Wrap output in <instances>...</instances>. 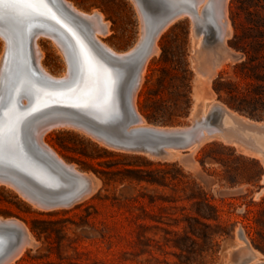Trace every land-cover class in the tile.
<instances>
[{"label":"rangeland","instance_id":"rangeland-1","mask_svg":"<svg viewBox=\"0 0 264 264\" xmlns=\"http://www.w3.org/2000/svg\"><path fill=\"white\" fill-rule=\"evenodd\" d=\"M73 1L87 10L97 7L104 11L111 21L106 39L115 47L126 48L135 40L138 19L130 0ZM250 1L254 3L251 6ZM231 8L238 11L235 23L239 34L249 32L248 17H264V0H229V16ZM230 21L227 44L234 47L230 43L235 32L231 16ZM47 40L41 39L43 61L53 72H61L63 61ZM249 40L242 39L244 44ZM158 43L160 49L147 64L137 106L149 122L187 123L198 96L202 97L188 18L168 26ZM1 46L0 40V52ZM238 53L237 58L225 60L209 81L214 97L226 105L213 88L217 76L220 82L231 80L239 86L253 80L234 66L244 57L240 50ZM220 93L225 95L224 90ZM46 139L66 159L91 171L99 182L72 205L53 208L38 207L12 186L0 183V214L22 219L35 239L9 264H234L239 256L235 238L239 224L264 258V249L257 245L264 247L258 231L264 191L255 195L264 174V162L258 155L214 136L194 150L196 164L177 155L153 157L118 150L70 127L55 128ZM204 196L217 208L223 230L212 239L199 237L193 243L185 238L183 245L176 244V237L186 231L195 237L189 229L193 215L198 214L196 209H208L200 203Z\"/></svg>","mask_w":264,"mask_h":264},{"label":"bare ground","instance_id":"bare-ground-1","mask_svg":"<svg viewBox=\"0 0 264 264\" xmlns=\"http://www.w3.org/2000/svg\"><path fill=\"white\" fill-rule=\"evenodd\" d=\"M130 1L135 8L138 19L137 36L131 45L119 49L106 39L111 33V21L106 18L104 11L97 7L90 10L84 9L73 0H57L58 4L79 22L87 34L104 49L117 55L131 53L130 56L133 61L139 59L138 66L134 72L136 78L132 81L130 90V102L136 118L130 123L129 128L150 127L166 131L174 130L175 132L173 131L174 133H172L174 135H171V138H166V140H144L142 138L127 137L121 133L119 128L109 125L104 119L97 117L82 107L64 104L39 105L32 115L38 120L29 124L30 127H33L32 138L39 149L51 154L66 170L72 172L74 180H67L60 178L57 174L49 173L45 168L39 167L33 159L26 157L25 151L27 149L25 150L22 145V137L19 136V123L24 114H15L11 121L12 124L15 121L14 126L9 131L7 137L9 143L7 144L8 149H6L10 155L5 158L12 165L0 164V169H6L7 171L15 173L30 187L50 201L42 200L29 191L26 186L17 183L12 177L7 175L0 174V183L12 186L21 196L38 207L53 208L72 205L90 194L99 182L98 178L91 171H84L79 168L75 161L66 159L47 141V133L58 127L74 128L89 135L99 143L118 150L134 151L153 157L163 155L172 157L177 155L180 159L191 164H196L193 152L203 140L213 136L220 137L225 141L236 143L250 153L258 155L264 162V121L252 119L229 107L221 100L215 98L214 91L209 89L210 78L216 74L220 66H223L225 60L232 59L230 55L232 50L227 44V37L232 28L229 16V0H183L182 2L180 0H167L171 13L160 24L156 33L155 29L150 30L149 33L148 23L140 0ZM35 5L37 8L34 11L28 12V14L33 17L32 19H38L48 24L47 27L38 28L34 32L28 49L27 56L29 57L30 67L36 74L38 72L35 66L48 77L55 79L66 77L70 79L74 66L68 42L73 44L80 57L86 56V60L92 65V68L95 69V67H98L95 64L98 60L87 45V41L79 27L68 23L55 11L47 0H44L43 3H35ZM182 17H187L190 23L194 42L192 55L195 70L202 83V97L198 96V101H196L190 113L189 122L180 124L152 123L140 112L136 101L137 94L141 87L149 60L160 49L158 43L159 37L168 26ZM27 20H30V18ZM211 20L218 27L219 38L216 40L209 38V21ZM152 28L153 24L150 26V29ZM43 38L48 39L52 47H54V50L60 55L63 61V69L61 72H53L44 63L45 50L41 44V39ZM0 40L2 45L0 52L1 80L3 68L7 63L5 61L9 56V51L12 46L8 38L2 35V33H0ZM80 64L81 71H83L85 67L83 60ZM89 64L86 62L87 66ZM84 78L81 88L76 85L73 88L74 90H67L68 92L61 93L62 95L60 96L69 100L79 98L81 91L85 90L84 88L87 86L88 79L85 76ZM116 79L118 82L122 81L124 85L126 79L125 71L118 70ZM45 95L44 93L37 101L39 103L45 101L47 98ZM121 99L123 103L124 94ZM22 100L23 102L27 101L25 97ZM105 103L106 105H104ZM215 107H219L220 110L214 115V120L210 123L207 120L203 121L204 118L214 113ZM47 108H51L56 112L50 113V110ZM102 108H110L106 100L103 102ZM62 110H67L68 113L72 112L83 117L92 124L107 131L111 138L108 135L98 132L94 127L72 114L60 113L59 111ZM118 112L119 118L122 121L125 117L123 108L120 111L118 110ZM25 120H28V117ZM182 129L188 130L179 132ZM184 136L186 137L185 140L182 138ZM183 149H188V151L183 152ZM262 182L264 183V174ZM263 191L264 185L255 195L258 196ZM1 229H9L12 234L11 236L16 234L17 237L12 248L0 260V264H9L21 255L28 246L35 243L34 236L26 222L16 216L0 214ZM242 229L243 227L239 224L235 231L239 256L234 264H264V258L261 257V252L252 245L244 229ZM11 239V237H8L0 240V248L11 241Z\"/></svg>","mask_w":264,"mask_h":264},{"label":"water","instance_id":"water-1","mask_svg":"<svg viewBox=\"0 0 264 264\" xmlns=\"http://www.w3.org/2000/svg\"><path fill=\"white\" fill-rule=\"evenodd\" d=\"M47 1L68 23H72L81 29L83 36L87 41V45L98 60L97 63L95 62L98 67H95V69L92 68V65L86 60V56L84 55L80 57L73 44L68 42L70 51L72 53L74 66L70 79H67L66 77L60 79L48 77L39 71L35 66V69L38 72L36 74L30 67V62L28 59L29 57L27 56L28 49L34 32L38 28L47 27L48 24L41 20L39 21L38 19H32L33 17L28 14V12L34 11L37 8L35 3L11 4L6 2L4 5H0V8H3L5 13H8L9 11L12 12L11 15L6 14L3 20L0 21V33L8 38L9 43L12 46L9 51V56L6 58L5 62L7 63L3 68V73L0 80V124L3 125V135H0V164H11V162L6 161L5 158L10 155L7 150V144L9 143L7 137L9 135V131L11 128H13L15 123V121L13 124L11 123L13 119L12 117L15 114H24L19 123V136L22 137V145L24 146L25 150L27 149V151H25L26 157L33 159L35 162H37L39 167L45 168L49 173L57 174L60 176V178H65L67 180H74L72 172L66 170L61 163L54 159L51 154L39 149L38 145L32 138L33 127H30L29 124L38 120L32 115L35 113V110L39 105L64 104L82 107L86 109V111H89L90 113L95 114L97 117L104 119L109 125L114 127L116 126L119 128L121 133L127 137L142 138L144 140H166V138H171V135H174L172 134L175 132L174 130L173 132L150 127L129 128L130 123H132L136 118V114L134 113L130 102V90L132 81L136 78V74L134 75V72L138 66L139 59L137 61H133L130 56L131 53H127L126 55H117L104 49L87 34L79 22H77L58 4L57 0ZM180 1L182 2L183 0ZM61 3L63 4L62 1ZM140 4L142 5L146 16L149 33L150 30L154 29L156 33L160 24L163 23L171 13L169 3H167V0H140ZM28 18H30V20H27ZM152 24L153 28L150 29ZM209 24V38L211 40L218 39V27H216L214 21L212 20L209 21ZM230 48L232 50L230 52L231 58H237L240 55L238 53V49L231 46ZM82 60L85 63L83 71H81L80 64ZM86 62L89 64V66L86 65ZM118 70H123L126 73L124 85L122 81L118 82L116 79ZM84 76L88 79V82L86 84L87 86L84 88L85 90L81 91L79 98L75 100H69L60 96L62 95L61 93L74 90L73 88H75L74 86L76 85L81 88V85L83 84L82 81L85 79ZM44 93L46 94L45 97L47 98L45 101L39 103L37 99L40 98ZM123 94L124 100L122 103L121 98ZM23 97L27 99L26 102H23ZM105 100L110 105V108H102L103 102ZM104 105H106V103ZM121 108H123V112L125 114V117L122 121L119 118L118 112V110L120 111ZM232 108L239 111L234 107ZM47 109L50 110V113L56 112L51 108ZM219 110V107H215L214 113L207 118H204L203 121L207 120L208 123L213 121L214 115H216ZM59 112L64 114H72L78 119L83 120L94 127V129H96L98 132L110 137L107 131L92 124L90 121L80 117L79 115H76L72 112L68 113L67 110H62ZM239 112L255 120H264V118L254 117L241 111ZM27 117L28 120H25ZM187 130L188 129H182L179 132ZM182 138L184 140L186 139L185 136ZM0 174L12 177L17 183L26 186L29 191L40 197L42 200L50 201L41 195V193L30 187L21 177L17 176L15 173L7 171L6 169H0ZM263 185L264 183H262L258 191L261 189V187H263ZM11 235L12 234L9 229L0 230V240L6 239L8 237L12 238L7 244L1 246L0 260L15 243L17 235Z\"/></svg>","mask_w":264,"mask_h":264},{"label":"trees","instance_id":"trees-1","mask_svg":"<svg viewBox=\"0 0 264 264\" xmlns=\"http://www.w3.org/2000/svg\"><path fill=\"white\" fill-rule=\"evenodd\" d=\"M232 1L242 2V0ZM252 4L254 3L250 1L248 5L251 6ZM237 13V10L231 8L230 16L235 26V32L230 43L236 49L240 50L244 57L236 62L234 66L239 67L245 75L251 77L253 80L247 81L242 86H239L238 83L231 80L220 82L219 75L214 79L213 88L229 106L254 117L264 118V51H262L264 46V17H248V21L251 23L249 32L239 34L235 23ZM248 13L255 14V11L248 10ZM246 37H249L250 40L247 44H244L242 39ZM221 90L225 91L224 96L221 95ZM200 203L208 209H201V207H198L196 209L198 214L193 215L194 222L191 224L189 230H191L195 237L189 235L186 231L185 235L176 237V244L180 246L181 244L183 245V240L185 238H190L193 243H197L199 237L203 239H212L216 232L223 230L215 205L209 201L207 196H204ZM263 217L264 208L260 210V216L258 217V221L262 224V227L258 231L264 239ZM203 219H214L215 222L211 223ZM197 222L203 223L204 227L198 226L196 224ZM257 245L264 249L262 245Z\"/></svg>","mask_w":264,"mask_h":264},{"label":"snow or ice","instance_id":"snow-or-ice-1","mask_svg":"<svg viewBox=\"0 0 264 264\" xmlns=\"http://www.w3.org/2000/svg\"><path fill=\"white\" fill-rule=\"evenodd\" d=\"M17 4V3H25V4H32V3H43L44 0H0V5H4L5 3ZM11 15L12 12L9 11L5 13L3 8H0V21L3 20L5 15ZM0 135H3V125L0 124Z\"/></svg>","mask_w":264,"mask_h":264}]
</instances>
